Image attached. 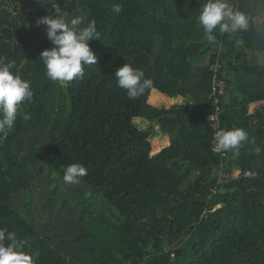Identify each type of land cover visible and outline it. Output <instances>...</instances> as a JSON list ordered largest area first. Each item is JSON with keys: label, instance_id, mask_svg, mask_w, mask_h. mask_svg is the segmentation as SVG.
I'll return each instance as SVG.
<instances>
[{"label": "trees", "instance_id": "1", "mask_svg": "<svg viewBox=\"0 0 264 264\" xmlns=\"http://www.w3.org/2000/svg\"><path fill=\"white\" fill-rule=\"evenodd\" d=\"M57 2L69 25L95 21L100 34L89 42L96 64L65 84L40 61L54 47L36 24L48 0H0V58L34 92L0 133V230L35 264H264V152L254 153L264 148V0H228L249 28L211 42L197 20L207 0ZM217 62L225 91L214 126ZM125 63L153 81L137 99L117 85ZM236 127L255 143L216 152L215 133ZM73 163L88 174L49 202L47 226L33 187L46 173L65 183Z\"/></svg>", "mask_w": 264, "mask_h": 264}, {"label": "clouds", "instance_id": "2", "mask_svg": "<svg viewBox=\"0 0 264 264\" xmlns=\"http://www.w3.org/2000/svg\"><path fill=\"white\" fill-rule=\"evenodd\" d=\"M51 12L37 19V26L46 25V35L54 47L41 52V60L48 79L61 84L70 83L82 78L84 65L96 64L97 58L89 46L93 39L100 38L95 21H89L81 27L84 21L80 17L66 22L69 13L57 0H48ZM113 11L119 13L121 5L113 6ZM209 42L215 39L213 33L232 34L249 28V17L242 11L233 10L228 0H207L197 18ZM14 62H5L0 58V133L7 134L15 126L20 105L31 102L34 92L30 82L14 74ZM117 85L126 90L130 99H137L147 90L154 87L151 79L145 78L144 72L125 63L115 71ZM24 120L30 119L24 114ZM216 152L231 151L239 154V150L249 141L248 133L243 128L219 130L215 133ZM264 148L257 146L254 153L259 156ZM63 180L67 184L79 183L88 174V170L79 163H73L63 168ZM5 240L10 243L5 244ZM23 242L18 240L15 232L5 233L0 230V264H35L33 255L23 251Z\"/></svg>", "mask_w": 264, "mask_h": 264}, {"label": "rangeland", "instance_id": "3", "mask_svg": "<svg viewBox=\"0 0 264 264\" xmlns=\"http://www.w3.org/2000/svg\"><path fill=\"white\" fill-rule=\"evenodd\" d=\"M264 18V17H263ZM263 58L260 56L259 62H262ZM134 122L136 125L142 129H148L151 127L149 120L145 118H135ZM157 124L153 125L152 128L155 130L158 129ZM56 173H52L49 177V173H46L44 176H39V179L36 183V185L33 187V194L35 196V202L37 204L38 211L43 213L44 219L47 221V226L50 221H53V217L50 210L53 208V206L50 207L51 204L49 202L58 203L60 199L63 197V194L66 193V189L68 187V184L65 186V183H58L56 181ZM70 187L75 188L76 186H80L81 184H69ZM57 201V202H55ZM32 213H34V210H32ZM35 214V213H34ZM37 217V216H35ZM41 228V227H40Z\"/></svg>", "mask_w": 264, "mask_h": 264}, {"label": "built area", "instance_id": "4", "mask_svg": "<svg viewBox=\"0 0 264 264\" xmlns=\"http://www.w3.org/2000/svg\"><path fill=\"white\" fill-rule=\"evenodd\" d=\"M215 67V80L216 82L214 83V90L212 91V97H214V105L216 106V111L209 115L208 119L210 121H213L214 123V126H217L215 124L218 123V120H219V108H218V105H219V98H218V94L222 95L225 91V81L223 79H218V75H217V72L219 71V69L221 68V64L219 62L216 63V65L214 66ZM210 96V97H211ZM215 143V141H214ZM226 173L225 172H222L221 173V180H223L225 177H226ZM245 175L247 177H252V178H255L258 176V172L256 170H251V169H248L245 171Z\"/></svg>", "mask_w": 264, "mask_h": 264}]
</instances>
